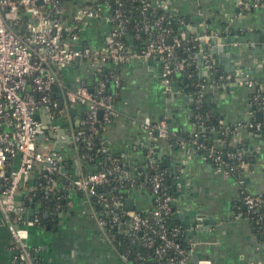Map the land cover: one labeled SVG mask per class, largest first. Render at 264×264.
Listing matches in <instances>:
<instances>
[{"label":"crops","instance_id":"crops-1","mask_svg":"<svg viewBox=\"0 0 264 264\" xmlns=\"http://www.w3.org/2000/svg\"><path fill=\"white\" fill-rule=\"evenodd\" d=\"M150 1L157 5L161 0ZM85 3L86 0L64 1L67 25L79 35L76 47L83 44L101 46L110 41L107 21L91 19L75 27L74 15ZM169 4L181 16L188 17L187 24H183L187 41L193 42L195 35L203 34L228 40L227 44L221 42L227 51L202 55L198 42L189 65L211 111L219 115L227 127L243 124L236 135L244 143L250 159L243 186L250 193H264V130L249 126L260 124L263 115L252 99V88L245 82H254L264 93V6L239 13V0H169ZM107 12L103 8V13ZM232 68L235 69L234 77L228 74ZM104 70L111 72L114 68L107 64ZM116 72L120 76L119 85L110 82L114 115L108 122L101 121L102 113L98 117L102 137L107 148L119 157L123 155L122 159L130 167L143 163L150 145L155 146L159 165L167 172V183L174 197L171 217L177 238L191 251L187 264H192L195 252L200 258L209 259L211 264H264V237L255 232L247 215L239 194L238 175L217 171L213 162L200 152L187 154L177 144H166L162 140L158 145L151 143L141 127L143 115L147 114L154 122L164 118L171 130L192 129L190 104L194 96L184 92L189 76L166 87L161 63L140 57L131 58ZM236 77L242 80L236 81ZM94 79L88 61L77 60L61 73L62 87L54 89L53 97L62 102L64 89L86 87L92 90ZM71 108H75V113L70 112ZM70 109L67 120L73 124L71 130L76 131L82 126L86 108L75 105ZM67 120L65 116L57 117L56 122L62 126L56 143L41 138L38 141L40 149H53L62 156V166L54 174V188L58 193L56 205L43 211L42 222L28 226L27 242L34 250L37 264H122L116 239L112 242L98 224V203L67 186V179L75 174L76 159L80 173L89 171L81 163L76 143L68 136ZM11 164L16 167L18 159L11 160ZM39 178L41 171L37 167L16 195L23 224L40 210L38 202L27 199L38 189ZM127 199L132 200L137 211L146 212L154 206L151 194L143 188L132 190ZM176 213L184 218L188 216L187 226ZM191 230L194 232L187 237L186 231ZM0 264H19L1 212Z\"/></svg>","mask_w":264,"mask_h":264},{"label":"built area","instance_id":"built-area-1","mask_svg":"<svg viewBox=\"0 0 264 264\" xmlns=\"http://www.w3.org/2000/svg\"><path fill=\"white\" fill-rule=\"evenodd\" d=\"M36 1L41 3L37 4ZM64 1L66 0H0V212L11 235L19 264H37L34 250L27 239L28 226L39 223L40 220L35 216L27 223H22L19 214L21 206L17 203L16 195L28 175L37 167L46 180L43 191L47 193L51 190L50 184L55 181L54 174L62 166V156L56 150L46 151L39 148L40 136L43 135L41 139L45 142L56 143L62 126L56 122L57 117L65 116L67 120L70 107L82 105L86 108L82 126L76 131L71 130L73 124L67 120L66 125L70 129L68 136L76 145L79 142L91 143L95 138L93 132L100 122L98 113H102L101 121L104 122H108L114 115L113 96L106 93L107 80L97 77V71L110 64L114 70L108 74V78L118 86L120 76L116 69L119 66L128 63L133 57L156 59L161 63V76L166 87H170L173 84L172 74L183 71L189 63L187 59L178 57L175 49L183 47L185 41L189 45L185 47L188 52L191 48H196L200 40L208 41L211 37L208 34L195 35L191 42L184 36V30L177 35H168V31L161 24L162 17H159L153 21V27L143 25L142 34L135 37L142 41V47L139 50L132 49L123 42L126 26L120 2L115 0V8L109 12L108 0H86L74 15L77 23L75 27L84 25L91 19H103L110 26V41L101 46L83 44L76 47L80 40L79 35L67 25ZM140 1L142 8L147 9L146 1ZM157 6L173 18L179 15L178 10L169 4V0H161ZM260 6H264L262 0H244L240 10L248 11ZM20 8L29 15V21L21 23ZM103 8L108 11L107 14L103 13ZM81 59L88 61L92 68L95 78L93 89H64L60 106L59 100L53 97L54 89L62 87L60 75L66 67ZM245 82L252 88V99L263 115L260 124L249 126L261 130L264 127V93L254 82ZM203 98V92L194 96L196 108L200 107ZM195 117L199 118V115L195 114ZM242 126L239 123L232 132L237 135L239 127ZM141 127L151 143L168 138L169 126L164 119L153 122L144 114ZM193 136L190 141L178 140L185 153L204 149L217 171L225 174H229L231 170L239 171L237 184L240 186L242 203L248 217L258 226L256 233L263 234L264 193L253 194L243 186L244 175L249 168V162L243 159L245 151L236 149L226 152L224 157L236 159L238 162V166L233 168L222 160L221 152L213 145L206 147L197 133ZM97 140L100 151L105 154L106 140L102 136ZM154 148L151 144L146 155V162L153 168L154 173L140 184L142 187L149 184V193L154 202L149 211L127 209L121 203L123 194L113 192L122 179L131 178L129 172L120 164L123 155L117 158L106 154L108 164H104L96 172L80 173L77 179L68 178L67 186L95 199L104 215H99L98 224L105 229L112 242L115 236L109 233L106 226L108 224L110 227L117 226L120 230L125 229L131 236V241L138 240L146 246L155 245L157 240L155 255L159 259L167 255L165 264H187L191 258L190 249L178 240L174 226L169 228L166 223L167 216L172 213L174 197L161 189L167 172L160 165L153 164ZM14 158L18 159L16 167L11 164ZM111 181L118 185L111 190L104 188ZM129 184L132 187L133 183ZM126 193L129 195L130 191L126 190ZM36 197V192H31L27 199L32 201ZM120 258L126 261L122 252ZM197 264L211 262L207 258H200Z\"/></svg>","mask_w":264,"mask_h":264},{"label":"trees","instance_id":"trees-1","mask_svg":"<svg viewBox=\"0 0 264 264\" xmlns=\"http://www.w3.org/2000/svg\"><path fill=\"white\" fill-rule=\"evenodd\" d=\"M108 1L110 4L109 12H112V10L115 8L114 5L115 0H108ZM118 1L121 4L122 15L126 26V35L123 38V42L132 49L139 50L142 47V41L136 39L135 37L137 34H142V28L144 24H148L150 27H153V21L159 17H162L161 24L163 28L166 31H168V35H177L180 32H182L183 24L185 23L187 24L188 22L187 21L188 17L185 18L184 16H181L179 14L178 17L173 18L169 16L166 12H164L162 9H160V7H158L157 5H151L152 3L150 0H145L146 3L148 4L147 9L145 10L142 8L143 4L141 3L140 0H118ZM242 1L244 0H239V6H238L239 12H247L240 10ZM262 1L264 2V0ZM40 8L43 9L42 6H40ZM20 13H21V23H25L26 21L30 20L29 15L24 13V10L22 8H20ZM153 32L154 33L156 32L155 29L153 30ZM188 46H189L188 43L184 41L183 47H178L175 49V51L178 57H180L181 59H187L190 62L193 58V52L196 50V48H191L190 51L186 52L185 47ZM108 72L104 70V68H102L96 72V75L97 77L100 76L102 77V79L107 80V84L109 86L107 85L106 87V93H112L111 85H110L111 80L108 78V74L110 72L109 73ZM192 75L193 77L191 78ZM184 76L186 77L189 76L190 78L188 82L184 84V86H186L184 88V92L193 94V96H195L199 92H202L200 87H198L197 85L198 83L196 82L197 79L196 75L194 74V71L190 67L189 63L183 71L172 74L171 78L174 83L177 80L178 81L182 80ZM190 108H191L190 122L192 124V129L189 131H174L169 129L168 138L162 141L166 144H177L179 147H181L178 144L179 139L190 141L192 138H194L193 136L194 133H197L198 136H200L203 145H205L206 147H210L213 145L216 150H219L221 152L222 160H224L228 165L232 166L233 168H236L238 166V162L236 161V159H229L224 157V155L228 151H234L236 149L245 151L246 149L244 143L241 140H238V137L232 132L235 126L227 127V125L221 123L220 121H222V118L216 113L211 111L210 107H208L204 99L200 107L196 108L194 105V97H193V101L190 104ZM195 114H198L199 118L195 117ZM93 135L95 136V138L92 140L91 143L89 144L85 142L77 143V154L80 157L81 163L85 167L89 168L90 172H96L99 169H101V167L104 164H108L107 155L111 157L119 158L117 154H113V152H111L108 148L105 154L100 151V147L97 140L99 137L102 136V129L100 123H98L97 128L93 132ZM160 141L161 140L157 141L156 145H158L157 143H159ZM196 152H200L204 154L208 158V160H210V157L207 155L208 153L204 149L197 150ZM243 159L249 162L250 164V159L249 157H247L246 151L244 153ZM120 164L123 169L129 172L131 177L130 179H122L119 182V186L113 191L115 194H121V193L123 194L122 195L123 199L121 200L122 201L121 203L124 206L126 198L128 196L126 190H129L131 192L132 190H137L139 188H143L144 186H146L144 188L147 191H149L150 188L148 183L144 184L143 187L140 184L146 178H149L154 173V170L151 166L148 165L146 160L140 165H137L135 167L128 166L123 159H120ZM153 164L159 165L156 148L153 153ZM232 173L238 175L239 171L237 170L229 171V174ZM53 178L55 179V175L53 176ZM129 183H133L132 187ZM37 184H38V189L36 190L37 197L34 199V201L40 204V210L36 213V217L39 218V220L42 222L43 211L52 205L54 206L56 205V202L58 200L57 199L58 193L55 190L56 188H54V186L56 185L55 182L50 184L51 186L50 191H48L47 193L43 191V187L47 183L46 180L42 177V173H41V178L38 179ZM115 185L118 184L114 181H111L109 184H106L104 188L106 187L108 190H111L114 188ZM161 189L162 191H165L173 195L170 186L167 183V176L162 182ZM99 208H100V215H102L101 207L99 206ZM171 214L172 213H170L166 218V223L169 228H173ZM253 225L255 232H257L256 229L258 226L254 222ZM106 226L109 229V233L114 234L116 239L115 244L117 245L119 252H122L126 256V261H123L122 264H165V259L167 258V255L163 256L161 259L157 258L155 255V245L158 243L157 240H155V245L146 246L142 244L141 241L138 240L131 241V236L127 233L125 229L120 230L117 226L110 227L109 224ZM259 235H262V233L259 232Z\"/></svg>","mask_w":264,"mask_h":264},{"label":"water","instance_id":"water-1","mask_svg":"<svg viewBox=\"0 0 264 264\" xmlns=\"http://www.w3.org/2000/svg\"><path fill=\"white\" fill-rule=\"evenodd\" d=\"M37 4H40L41 1H36ZM190 36V33L188 35V37ZM171 39H168V41H170ZM221 42H224L225 44H227L228 40H224L222 36H214L211 34V37L208 39V41H204L203 39L200 40V48H201V55L204 54V53H215L216 51H219V50H223V51H227L226 48L221 45ZM217 44H220L221 46H218ZM200 55V54H199ZM201 55H200V58H201ZM242 70V68H236V70ZM234 73H235V69H229L228 71V74H231L233 75L234 77ZM215 76L217 77L218 75L215 74ZM240 78H237L236 77V81H239ZM242 80V79H240ZM91 90V89H90ZM60 106H62V102H60ZM43 112H45V109H42ZM70 112L71 113H75V108H71L70 109ZM101 112L98 113V117L100 116ZM154 122V121H153ZM76 127L78 126L77 123L75 124ZM262 134V132H261ZM40 138H43V135L40 136ZM79 162L78 160L76 159L74 161V165L76 166V170H75V174L72 176L73 179H77L79 174H80V169H79ZM125 205H126V208L127 209H130V210H133V205H132V200L131 199H127L125 201ZM31 207H34V203H31L30 204ZM176 217L181 219V223L184 225V226H187L188 225V221H187V217H181L182 215H179V213H176ZM194 231H186V235L188 237V235L192 234ZM180 234V233H179ZM263 237H264V233H263ZM200 259L199 257V254L197 252L193 253L192 255V264H197L198 263V260Z\"/></svg>","mask_w":264,"mask_h":264}]
</instances>
